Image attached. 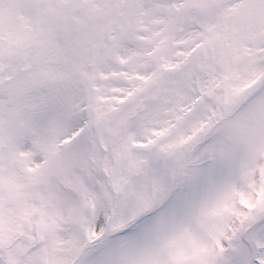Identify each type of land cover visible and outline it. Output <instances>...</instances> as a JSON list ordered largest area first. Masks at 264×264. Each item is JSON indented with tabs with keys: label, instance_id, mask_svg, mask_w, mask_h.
Wrapping results in <instances>:
<instances>
[{
	"label": "rangeland",
	"instance_id": "374dc122",
	"mask_svg": "<svg viewBox=\"0 0 264 264\" xmlns=\"http://www.w3.org/2000/svg\"><path fill=\"white\" fill-rule=\"evenodd\" d=\"M263 64L264 0H0V257L63 264L106 231L81 264H157L180 216L167 240L189 264H245L251 248L224 238L264 214V80L244 89ZM90 155L105 189L79 173ZM185 174L149 218L161 226L122 230Z\"/></svg>",
	"mask_w": 264,
	"mask_h": 264
}]
</instances>
